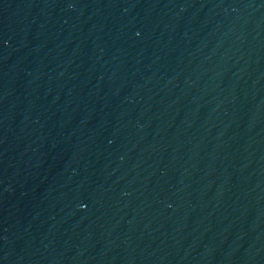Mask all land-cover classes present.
I'll return each mask as SVG.
<instances>
[{
  "label": "water",
  "instance_id": "95a60500",
  "mask_svg": "<svg viewBox=\"0 0 264 264\" xmlns=\"http://www.w3.org/2000/svg\"><path fill=\"white\" fill-rule=\"evenodd\" d=\"M0 264H264V0H0Z\"/></svg>",
  "mask_w": 264,
  "mask_h": 264
}]
</instances>
